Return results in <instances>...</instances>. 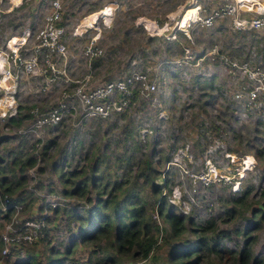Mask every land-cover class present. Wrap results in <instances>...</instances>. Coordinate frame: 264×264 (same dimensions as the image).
Masks as SVG:
<instances>
[{
  "label": "rangeland",
  "instance_id": "rangeland-1",
  "mask_svg": "<svg viewBox=\"0 0 264 264\" xmlns=\"http://www.w3.org/2000/svg\"><path fill=\"white\" fill-rule=\"evenodd\" d=\"M60 3L66 75L65 60L39 50L38 33L49 14L44 0H0V170L5 168L0 179L16 183L22 174L19 166L11 171L12 162L35 161L25 167L26 179L14 194L0 191V264L29 257L48 264L51 250L63 254L68 248L71 256L62 255L66 264H89L97 256L93 251L110 241L81 243V224L72 211L86 214L98 192L105 198L115 181L125 183L114 192L119 200L125 187L136 185L161 227L170 229L157 215L164 197L167 208L195 223H186L179 238L160 232L147 259L117 254V264H173L174 244L194 240L193 232L209 219L228 236L220 240L223 259L204 253L201 264H240L238 254L247 245L249 264L264 261V30L236 26L237 19L259 16L264 0ZM214 11L219 16L205 26ZM91 15L94 24L87 27ZM91 43L101 50L98 56L85 54ZM135 68L158 73L155 93H139L108 119L67 111L54 126L35 125L37 110L70 105L76 82L87 75L98 86ZM81 181L87 184L83 194L77 192ZM20 194L16 219H42L44 235L4 258L2 236L14 216L6 212L5 200Z\"/></svg>",
  "mask_w": 264,
  "mask_h": 264
},
{
  "label": "trees",
  "instance_id": "trees-1",
  "mask_svg": "<svg viewBox=\"0 0 264 264\" xmlns=\"http://www.w3.org/2000/svg\"><path fill=\"white\" fill-rule=\"evenodd\" d=\"M139 91H135V99L139 96ZM34 159L29 157L26 160H14L11 171L15 173L16 167H20L22 177L19 181L12 182L7 178L0 179V191L3 194L12 193L19 189L21 183L26 179L24 171L26 166H32ZM149 166H151L149 164ZM153 172V168L149 167ZM5 168L0 170V173H5ZM144 176V173L141 174ZM148 179V177L146 176ZM141 183L137 184H141ZM92 185L96 188V179L92 180ZM87 184L81 181L77 192L83 194ZM125 183L115 181L112 184L111 191L104 198L103 191L98 192V198L92 203V206L86 210V214L72 211V217L80 222L79 237L81 243L95 244L98 246L103 239L110 241V246L99 251H93L94 259L89 261V264H117L116 255H130L136 259H147L153 252V248L158 242L160 232H166L169 237L179 238L188 228V224L195 225L191 219L186 220V216L177 214L174 209L167 208L165 197L161 198L157 210V215L162 218L168 227H161L157 218L149 214L146 203L140 198V193L137 192L136 185L133 187H125L124 197L119 200V195L114 194L115 191L123 189ZM159 191L155 188L154 194ZM105 193V191H104ZM249 191L244 192L243 198L247 196ZM22 194L11 197L13 204L22 203ZM92 202V201H91ZM12 206V204L10 205ZM87 224V225H86ZM200 230H195L193 233L197 236L194 240H185L182 243H175L172 247L170 260L173 264H201L204 253H215L219 255L220 260L223 259L222 251L219 249L220 240L228 236V231L221 229L216 221L207 220L205 225L199 226ZM247 229L244 230V233ZM210 235V236H209ZM76 239L72 242L75 243ZM247 244V243H246ZM76 245V244H75ZM250 247L247 245L245 249L238 254L240 264H249L252 258ZM111 250H115L112 253ZM48 264H66V259L62 256H71V248L65 250L62 254L59 251H50ZM231 257L233 253L229 252ZM66 257V258H68ZM20 264H41L35 257H29L26 261ZM254 264H264L261 259H256Z\"/></svg>",
  "mask_w": 264,
  "mask_h": 264
},
{
  "label": "built area",
  "instance_id": "built-area-1",
  "mask_svg": "<svg viewBox=\"0 0 264 264\" xmlns=\"http://www.w3.org/2000/svg\"><path fill=\"white\" fill-rule=\"evenodd\" d=\"M44 3L49 9V14L46 17L43 28L38 33V38L41 41L39 50L43 52V48H46L49 50L47 56L54 53L58 61L65 60V68L62 73L66 75V60L68 57H66L65 53L66 46H64V43H61L64 28L58 26V22L62 16L61 3L60 0H44ZM258 14L259 16L251 21L237 19L236 26L244 30H264V9L258 11ZM217 16H219L218 12H212L205 18L204 25L212 26ZM92 17L93 15L85 18V26H93L94 21H92ZM100 53L101 50L94 43H91L85 52L90 57L98 56ZM36 63L37 58L33 60L31 65ZM47 63L50 67L49 69L52 68L53 72H55V66H51L49 60ZM145 72L135 68L122 78L114 79L98 86L91 85L92 75L89 74L83 80L76 82L73 93V102L77 99L76 104L71 105L73 102L70 105L59 104L40 114L37 110L35 112L37 116L35 125L38 127L54 126L65 119L67 111H81L82 115L86 118L108 119L114 114L120 113L124 110V107L130 105V101L135 99V91L138 90L144 97H147L158 90V73L155 72L149 75L148 72ZM139 87L141 88L139 89ZM5 203L6 212H14L12 222L5 226L6 231L2 236L4 243L2 255L4 258H7L15 253L17 248L23 245H31L40 239L44 235L45 225L42 219L25 218L17 220L16 217L22 209L21 205L13 204L12 199L9 197L5 200ZM11 204L12 206H10Z\"/></svg>",
  "mask_w": 264,
  "mask_h": 264
},
{
  "label": "bare ground",
  "instance_id": "bare-ground-1",
  "mask_svg": "<svg viewBox=\"0 0 264 264\" xmlns=\"http://www.w3.org/2000/svg\"><path fill=\"white\" fill-rule=\"evenodd\" d=\"M251 1H254V0H251ZM2 58V57H1ZM3 66V65H2ZM5 67H3V69H4ZM0 71H2V67H0Z\"/></svg>",
  "mask_w": 264,
  "mask_h": 264
}]
</instances>
